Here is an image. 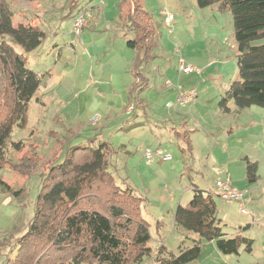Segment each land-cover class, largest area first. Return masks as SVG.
Segmentation results:
<instances>
[{"label": "rangeland", "instance_id": "rangeland-1", "mask_svg": "<svg viewBox=\"0 0 264 264\" xmlns=\"http://www.w3.org/2000/svg\"><path fill=\"white\" fill-rule=\"evenodd\" d=\"M6 1L15 26L37 25L46 34L27 54L28 68L42 82L29 103L27 127H15L12 141L36 144L46 166L73 146L95 149L107 143L110 171L143 199L151 253L139 264H157L195 244L198 235L176 226V210L196 188L219 193L216 183L227 177L223 161L230 153L234 186L240 190L244 180L245 196L251 199H243V213L241 201L215 196L218 217L228 237L253 240L252 251H246L244 242L239 255L230 256L232 264H264V107L239 109L233 100L228 102L231 111L220 107L239 78L231 12L218 5L202 9L196 0H139L152 17L155 36L148 60L136 66L137 51L127 46L133 35L124 25L132 0ZM163 11L173 14L170 24ZM81 15L85 22L78 34L74 24ZM180 62L193 70L183 72ZM191 92L190 101L178 103ZM134 122L142 125L134 127ZM157 148L172 159L155 156L148 163L145 151ZM14 154L8 152L13 159ZM247 158L257 166V181L250 184ZM42 172L38 168L29 178L9 168L0 172L15 189L25 188L17 198L0 187V264H10L19 252L17 242L34 215ZM226 214L232 215L230 221ZM225 257L203 241L198 258L187 264H230Z\"/></svg>", "mask_w": 264, "mask_h": 264}, {"label": "trees", "instance_id": "trees-1", "mask_svg": "<svg viewBox=\"0 0 264 264\" xmlns=\"http://www.w3.org/2000/svg\"><path fill=\"white\" fill-rule=\"evenodd\" d=\"M196 2L202 9L218 5L221 11H230L233 18L239 78L221 100V109L229 112L230 100L239 109L264 107V43L253 44L264 39V0ZM131 5L124 20L128 33L133 35L127 46L137 51L135 64L140 66L149 58L155 28L139 0H132ZM76 7V3L69 6V16L73 17ZM13 17L7 1L0 0V172L9 168L24 178L41 167L43 172L34 215L27 232L18 239L19 252L10 264L141 263L151 253L150 227L141 212L143 199L127 180L123 187L110 171L107 143L95 149L73 146L46 166L36 144L12 141L15 127H27L29 103L42 82L40 74L28 68L27 54L37 49L46 36L37 25L15 26ZM9 151L15 153V159L8 156ZM247 172L250 183L255 182L257 166L249 160ZM0 187L17 198L25 194V188L15 189L2 178ZM215 196L196 188L190 201L178 206L176 226L195 233L199 239L178 255L157 259V264H187L198 258L203 241H214L225 255L239 254L244 242L246 251H252V239L228 237L224 232Z\"/></svg>", "mask_w": 264, "mask_h": 264}, {"label": "built area", "instance_id": "built-area-1", "mask_svg": "<svg viewBox=\"0 0 264 264\" xmlns=\"http://www.w3.org/2000/svg\"><path fill=\"white\" fill-rule=\"evenodd\" d=\"M162 13L165 16V23L170 24L174 19L173 14L170 12H167V11H163ZM84 22H85V18L82 15L76 19L74 25L76 28V32L78 34L80 33V29H81L82 25L84 24ZM180 69L185 73H189L193 70V68L191 66H186L183 64V62H180ZM193 97H194V93H192V92L186 96H180L178 98V103L181 105H185ZM145 156L148 160V163H151L155 156L161 157L165 161L172 159L170 154L166 153L164 150L159 149V148H157L155 150L147 149L145 151ZM216 185H217V188H218L219 193H220L219 197H221L223 200H225V201H242L243 200L244 192L240 191L238 188L233 186L230 183L229 179L220 178L217 180ZM240 209L243 213L247 212L246 209L244 208L243 204H241Z\"/></svg>", "mask_w": 264, "mask_h": 264}, {"label": "crops", "instance_id": "crops-1", "mask_svg": "<svg viewBox=\"0 0 264 264\" xmlns=\"http://www.w3.org/2000/svg\"><path fill=\"white\" fill-rule=\"evenodd\" d=\"M230 111H231V108H230ZM185 125H184V127L186 126V122L184 123ZM142 125V122H134V124H133V126L134 127H138V126H141ZM159 149H161V148H159ZM163 150V149H162ZM227 153V152H226ZM229 155H230V153L227 155V158L223 161V163H225L226 164V166L228 167V169H227V177H225V178H223V179H229V181H230V183L234 186V183L235 182H233L232 181V160H230V157H229ZM231 158H232V154H231ZM249 160V158H247V161ZM250 161V160H249ZM247 171V170H246ZM220 179V178H219ZM246 180H248V172H246ZM257 181V180H256ZM248 183L250 184V182L248 181ZM240 185H241V188H240V190L242 191V192H244V197H243V199H246V200H249V199H251V197H247L246 198V196H245V193L246 192H248L247 190V186L244 184V180L242 181V182H240ZM236 188L238 187V186H235ZM200 189V188H199ZM239 189V188H238ZM242 189H244V190H242ZM203 190V189H202ZM251 193V192H250ZM219 194L220 193H218L216 196H218L219 197ZM248 194V193H247ZM220 198V197H219ZM241 204H244V202H243V200L240 202V206H241ZM216 206H217V215H218V213H219V210H218V205H217V201H216ZM227 221H230L231 219H232V215H230V214H226V218H225ZM209 242V241H208ZM210 243L211 244H213V246L214 247H216V244H215V242L214 241H210ZM217 250H218V248H217ZM215 251V250H214ZM219 251V250H218ZM220 252V251H219ZM216 255H217V257H218V254L217 253H215ZM223 254V253H222ZM224 255V254H223ZM239 255V254H238ZM230 256H232V254H228L227 255V257H225L224 258V260L223 261H225V259H227L229 262H230V264H232V257H230ZM220 258V257H219Z\"/></svg>", "mask_w": 264, "mask_h": 264}]
</instances>
